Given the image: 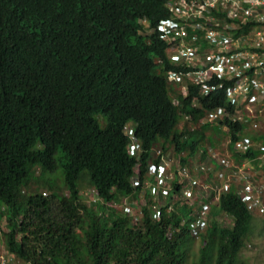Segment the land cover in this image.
Wrapping results in <instances>:
<instances>
[{
  "label": "trees",
  "instance_id": "1",
  "mask_svg": "<svg viewBox=\"0 0 264 264\" xmlns=\"http://www.w3.org/2000/svg\"><path fill=\"white\" fill-rule=\"evenodd\" d=\"M167 1L0 0V232L10 253L4 264H251L242 254L251 216L233 189L218 201L233 225L210 216L204 230L192 232L196 200L180 199L175 183L167 196L157 189L156 217L157 199L143 188L142 179L153 177V146L168 142L175 153L193 152L214 138L202 127H175L182 115L170 94L184 101L182 111L191 110L189 97L163 72L183 65L163 60L157 67L152 58L174 46L156 28L168 16ZM25 17L39 24L30 27ZM129 119L137 161L123 128ZM241 132L232 124L231 155ZM260 139L262 148L249 147L240 158L264 172V134ZM135 163L137 185L130 181ZM141 190L145 202L125 211ZM193 238L200 240L196 250Z\"/></svg>",
  "mask_w": 264,
  "mask_h": 264
},
{
  "label": "clouds",
  "instance_id": "2",
  "mask_svg": "<svg viewBox=\"0 0 264 264\" xmlns=\"http://www.w3.org/2000/svg\"><path fill=\"white\" fill-rule=\"evenodd\" d=\"M189 1L166 2V5H169L168 16L160 18L156 28L159 38L165 45L173 43L174 46L170 50L164 48V58L155 54L152 58L158 63L157 67L163 65V60L171 67L179 63L183 65L164 69L163 72L167 81L174 83L184 100L189 97L187 106L191 110L182 111L184 101L180 100L177 94L173 92L170 94L172 102L178 108L179 116L182 115L175 124L176 129L182 131L185 128L192 130L202 127L214 138L203 140L193 152L184 148L175 153L168 142L164 147L153 146L149 169L153 177L151 180L148 177L142 179L143 188L157 199L152 203L153 209H156V217L159 215L157 189L164 197L172 192V184L175 183L179 186L177 194L180 199L186 197L189 201L196 200L199 208L195 220L190 224L192 232L197 228L204 230L210 216V219L218 216L224 226L233 225L232 213L219 209L218 202L221 192L233 189L251 216L252 231L255 215L263 216L264 221V172L251 161L250 157L240 158V152L244 153L249 147L262 148L260 137L264 134V86L260 83H264V74L252 72L249 66L247 71L250 77L254 76L260 83L254 84L251 79H240L239 70L244 59L243 53L246 50L257 49L247 41L244 42L241 34L249 30L250 21L243 22L236 17H225L217 22L216 17L211 20L204 18L202 15L215 14L213 6H208L209 11L204 10L201 15L197 12L189 15L187 11ZM224 16V12L218 13L219 18ZM24 20L23 22L30 27L39 24L36 18L25 17ZM142 21L145 22V19ZM207 29L218 31V34L207 38L205 35ZM31 32L28 31L29 34ZM238 36L240 39L237 44L227 43L228 46H225L224 37ZM226 47L230 48L225 49ZM224 57L228 58L230 66L237 67L238 74L227 76L225 61L222 59ZM190 93L192 94L189 95ZM216 97H219L216 104L209 106L206 103ZM123 124L124 132L131 139L127 147L128 152L135 154L137 161L140 158V150L139 144L135 142L134 120L129 119ZM232 124L242 125L244 132H241V139L232 147L236 152L231 155L228 145ZM168 141L170 142V137ZM181 155L189 157L190 160L182 162ZM259 156L264 157V152ZM155 157L158 158L156 162ZM135 165V172L130 178L133 185L140 184V170L137 163ZM243 171L246 172L244 175ZM137 198H140L138 206L145 202L143 190L139 192ZM131 205H133L131 202L126 203L124 210L134 213V206ZM213 208H217V211H212ZM4 222L5 218L1 216L0 225ZM5 258L8 259V255Z\"/></svg>",
  "mask_w": 264,
  "mask_h": 264
},
{
  "label": "built area",
  "instance_id": "3",
  "mask_svg": "<svg viewBox=\"0 0 264 264\" xmlns=\"http://www.w3.org/2000/svg\"><path fill=\"white\" fill-rule=\"evenodd\" d=\"M208 6L215 7L214 13L202 15L204 18L211 20L216 17L217 22L224 19L225 17H236L241 19L243 22L250 21V28L247 31L242 32L244 42H248L251 46L257 49L246 50L243 53L244 59L241 62L240 79L252 80L254 84H259V80L254 76L249 75L248 69L252 68V72H258L264 74V0H190L188 2L187 11L190 15L193 12L201 15L204 10H208ZM225 13L222 18L218 17V13ZM228 23V22H226ZM229 24V23H228ZM227 24H225L226 27ZM207 38L218 34V31L213 29H207L205 31ZM240 37H224L223 42L237 44ZM235 46V45H234ZM230 47H226L228 49ZM225 61L226 72L228 77H232L239 73L236 66H230L228 58H222ZM250 66V67H249ZM249 67V68H247ZM247 68L245 71L244 69ZM264 86V83H260ZM247 140V139H245ZM7 259L0 254V264L6 263Z\"/></svg>",
  "mask_w": 264,
  "mask_h": 264
},
{
  "label": "rangeland",
  "instance_id": "4",
  "mask_svg": "<svg viewBox=\"0 0 264 264\" xmlns=\"http://www.w3.org/2000/svg\"><path fill=\"white\" fill-rule=\"evenodd\" d=\"M246 172L243 171V175ZM244 177V176H243ZM80 187L83 193H86L87 195L90 193L89 198H94V192L93 188L86 182H80ZM141 198V196H140ZM140 198H133L130 200L131 206H134L133 211L138 209V202ZM1 218V217H0ZM199 239H192V242L190 243L191 249H197L199 246ZM0 254L6 257L9 252L6 248L5 242L3 240V236L0 232ZM242 254L244 257H247L249 262L251 264H264V221L263 216H254L253 224H252V231L250 235L248 236L247 240L244 242V246L242 248ZM7 264H25L22 261L18 262L17 259L14 262H8Z\"/></svg>",
  "mask_w": 264,
  "mask_h": 264
}]
</instances>
